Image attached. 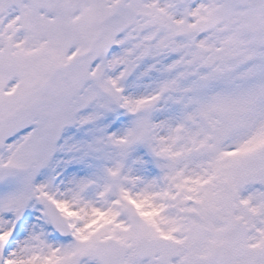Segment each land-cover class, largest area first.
Masks as SVG:
<instances>
[{
    "label": "snow or ice",
    "instance_id": "1",
    "mask_svg": "<svg viewBox=\"0 0 264 264\" xmlns=\"http://www.w3.org/2000/svg\"><path fill=\"white\" fill-rule=\"evenodd\" d=\"M0 264H264V0H0Z\"/></svg>",
    "mask_w": 264,
    "mask_h": 264
}]
</instances>
